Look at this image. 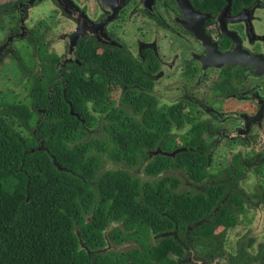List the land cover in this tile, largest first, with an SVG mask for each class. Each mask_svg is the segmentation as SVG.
Here are the masks:
<instances>
[{
  "label": "trees",
  "instance_id": "obj_1",
  "mask_svg": "<svg viewBox=\"0 0 264 264\" xmlns=\"http://www.w3.org/2000/svg\"><path fill=\"white\" fill-rule=\"evenodd\" d=\"M9 6L0 3V15ZM48 32L43 21L27 37L40 60L37 73L12 51L27 78L26 99L0 91V264H152L150 250H106L104 231L121 223L124 242L135 231L161 234L175 222L183 231L191 224L199 244L207 228L229 226L233 207L244 208L236 193L240 176L232 162L219 175L208 170L216 145L205 138L215 127L197 114L203 101L185 95L160 106L146 73L151 56L139 63L86 37L78 60L62 65L49 50ZM222 74L213 93L228 97L235 92L232 74ZM109 84L123 89L111 108ZM187 125L179 144L174 129ZM104 157L155 178L104 170Z\"/></svg>",
  "mask_w": 264,
  "mask_h": 264
},
{
  "label": "flooded vegetation",
  "instance_id": "obj_2",
  "mask_svg": "<svg viewBox=\"0 0 264 264\" xmlns=\"http://www.w3.org/2000/svg\"><path fill=\"white\" fill-rule=\"evenodd\" d=\"M45 1L8 0L1 2L4 4L10 3V6L4 8L0 16H18L19 21L17 29L11 31L10 35L4 39L3 44L0 45V53H2L0 61L5 55H9V53L11 55L12 51H16L14 47L15 38L27 40L29 33L33 30L32 28H27L25 24L29 15L28 11ZM50 1L57 10V15L69 20L75 26L72 33L61 36V40L65 43L64 54L60 56L61 63L66 65L73 62H62V58L69 51L68 38L81 27V23L72 13L63 8L58 0ZM69 1L94 24H100L102 21L112 17L116 11L115 17L104 25V31L113 44L102 43L97 35L90 34H84L79 40L86 37V39H91L108 47L121 48L139 63H146L147 58L151 56L152 59L150 60L153 61L154 65L153 67H146V73L149 74V77L154 82L153 95L159 99L160 106L172 105L185 95L195 97L191 93L193 85L206 82L208 79L207 73L213 71L217 72L219 76L215 83L222 80V72H230L232 74V85L235 88V92L228 97L216 96L214 93L213 95L220 102H233L236 100L240 103V106L234 111L225 112L222 109H216L212 105L210 107L203 100L204 105L197 106L199 109L197 113L204 111L208 117V119L204 120H209L210 125L215 127L211 136L209 134L206 135L205 139L208 142H213L216 145L221 141L222 136L232 137L235 141H239L240 147L237 152L230 157L226 162L227 164L222 165L223 167L216 174L219 175L232 162L236 168V180L240 176L236 193L239 199H243L242 204H239V206L244 208L239 210L233 207L234 216L230 225L215 226L213 229L207 228V232L199 237L202 241L199 244H194V239L197 236L195 237L190 223L191 227L188 226L185 231L179 229V225L176 222L173 230L165 231L161 234L154 232L141 234L139 231H135L131 233L132 235L126 241L121 243V245L132 243V247L126 251H118L113 245L107 235L108 227L104 231V237L107 242L105 249L120 253L132 250H150L153 252L154 249H160L161 252L157 253L158 256L154 255L156 259L153 257L152 264H264V243H257L264 241V239L257 241L253 238V236L258 234V226L263 227L264 223H252L250 229L244 232L243 236H247L246 239L248 240L245 245H243L245 239L243 236L238 238L241 240L238 245L234 244L231 239L227 240V234L231 230L233 221L239 220V225L244 226L242 224L252 220L251 217L255 216V212L262 213L264 210V0H188L196 12L207 17H205L203 25L205 34L213 44H217L218 50L222 54L234 51L260 56L262 63L259 67L227 64L218 67L214 65L205 66L201 63L198 58L207 57L210 53L196 37L193 30L194 22L185 16L178 0ZM128 27L135 29L132 42L137 46V56L124 40L123 30ZM11 36L14 40L4 48V44ZM46 41H49L48 36ZM237 47H239L238 50L240 51L235 50ZM103 50L104 47L100 46L99 52H103ZM151 70L154 71L152 72ZM177 74L183 80V83H180L178 87L180 95L176 102L169 104L160 98L156 87L157 84L166 78ZM191 75H194L193 79H190ZM215 83L212 85V92L214 91L213 86ZM108 87L116 88V86L112 87V84H109ZM118 90L120 94L116 106L119 105L120 96L123 92L122 88ZM145 92L152 93L148 90H145ZM227 112L229 113L226 114ZM230 118H234L233 132H228V126L226 127L225 125L230 123ZM178 139V142L182 144L180 136ZM254 146L258 147L257 152L246 156L245 148L252 151ZM214 152L215 150L212 153L208 170L211 167ZM250 174H254L256 177V185L255 187L253 186L252 191L242 186L243 182L247 183ZM192 188L194 187L191 185V190L188 191H193ZM218 210L219 207H216L214 212H218ZM113 224L120 225L125 231L121 223L113 222L110 226ZM135 235H140L139 241L135 238ZM145 238H148L149 241L145 242ZM169 238V246L165 245L162 248L160 244L164 239L167 240ZM226 243L227 249L225 248ZM176 248L178 249L176 250ZM161 253L164 257H162Z\"/></svg>",
  "mask_w": 264,
  "mask_h": 264
},
{
  "label": "rangeland",
  "instance_id": "obj_3",
  "mask_svg": "<svg viewBox=\"0 0 264 264\" xmlns=\"http://www.w3.org/2000/svg\"><path fill=\"white\" fill-rule=\"evenodd\" d=\"M5 1H8V0H0V3L5 2ZM28 12H29L28 13L29 15L25 21L26 27L29 29L30 28L36 29L40 25L41 22L45 21L49 27L48 39L52 41L50 51L58 54L59 56H63L64 51H65L64 50L65 43L63 42V40H61V36L72 33L75 27L74 24L70 22L69 20L58 16L57 10L55 9V7L53 6V3L50 0L41 2L39 5H37L36 7H33ZM18 21H19L18 16H14V17H9L5 15L0 16V45L3 44L4 39L8 35H10L11 31L17 29ZM134 32H135V29L129 28V27L123 30L124 40L126 41L128 46L132 49L133 53L137 56L138 55L137 46L136 44H133L132 42L133 41L132 37L134 35ZM14 47L20 52L26 65L34 73H37L40 70V60L33 53V49L29 45L27 40L15 38ZM11 55H12V52H11ZM11 55L10 53L9 55L8 54L5 55L3 59L0 61V91H7V90L13 91L16 94H19L21 99L25 100L27 96V92L25 89L27 78H25V76L22 75V73L20 72L17 66V62L15 61L13 57H11ZM207 75H208L207 81L201 82L200 84H194L193 89L191 90L192 91L191 93L196 98L203 100L205 103L210 105V107L212 105L218 110L222 109L223 112L230 111V110L234 111L235 109H237V107L240 106V103H238V101L233 99L234 100L233 102L232 101L220 102V100L216 98V96L213 95L212 85L219 79L218 73L213 71V72L207 73ZM182 81L183 80L180 77V75L177 74V75H172L170 78H166L161 83L157 84L156 88L160 95V98L164 102L169 103V104L172 102H176L180 95L178 87L180 83L181 84L183 83ZM119 94L120 93H119L118 88L111 89V93L109 95V100H108V105L110 108L115 107L117 105L118 100H119ZM197 110L199 109L197 108ZM228 113L229 112H227L226 114ZM197 114H200V117L202 119H208L207 114L204 113V111L202 113H197ZM233 119L234 118H230L229 120L230 123L225 122L226 127L228 126V129H229L228 132H233L232 130L233 129L232 127L234 126ZM9 122L12 123V120H10ZM15 128L18 129V131H20L24 136H28V132L25 131L23 128H20L16 125H15ZM188 128L189 127L187 128L185 127L184 129L180 131L174 129V133L177 135V137H179L182 134H184L188 130ZM233 140L234 139L232 137L229 138V137L222 136L221 141H219V143L216 144L217 147L215 149L212 164L209 169L211 174L216 175L221 170V167L227 164L226 162L230 159V157L233 154L237 152V149H239L240 147L239 141L238 140L233 141ZM178 143L180 144V142ZM245 150H246L245 155L250 156L257 152L258 147L254 146L252 151H250L248 148H245ZM103 165H104L103 167L104 170H124L127 172L129 171L130 173L134 174V176L136 175L143 182L152 181L155 178V176H151L147 174L144 168L139 169V170L130 169L123 165H117L113 163L112 161L108 160L106 157H104L103 159ZM255 185H256V177L254 174L249 175L247 183L246 182L242 183V186L248 189L249 191H252V188L253 186L255 187ZM254 214L255 216L251 217L252 220H248L246 224H242L244 226L239 225V222H240L239 220L233 221L231 225V230L227 234V240L231 239V241L234 244L238 245L239 243H241V240L238 238L242 237L244 235V232L250 229V226L252 223L254 224L264 223V210L262 213L255 212ZM121 231H123V229L121 228L120 225L113 224L109 226L107 230V235L109 236L111 242L117 248L118 251H126L130 247H132V243L129 242L127 244L121 245L122 242L118 241L121 239V236H122L121 234H123V232ZM263 231H264V226L263 227L258 226V230H257L258 234L256 236H253V238H255V240L257 241H259L260 239H264ZM260 233H263V234H260ZM136 234H139V233H136ZM111 235H115V236L111 238ZM139 236L140 235H135V238L138 239V241H139ZM246 238L247 236L245 237L243 241V245H245V242L248 241ZM144 241L147 242L149 240L148 238H145ZM257 243L258 244L264 243V241H259ZM225 248L226 249L228 248L227 243H226ZM177 249L178 248H176V250ZM160 252H161L160 249L158 250L154 249L152 253H154L155 255L156 253H160ZM153 257L155 258V256ZM162 257H164L163 254H162Z\"/></svg>",
  "mask_w": 264,
  "mask_h": 264
},
{
  "label": "water",
  "instance_id": "obj_4",
  "mask_svg": "<svg viewBox=\"0 0 264 264\" xmlns=\"http://www.w3.org/2000/svg\"><path fill=\"white\" fill-rule=\"evenodd\" d=\"M63 8H66L70 13L74 15L76 19H78L81 23V27L78 28L69 38V51L66 56L62 58V62L67 61H73L76 62L78 60L77 58V42L81 36L84 34H90V35H97L98 39L105 44H113L107 34L104 31V25L111 21L115 17V12L113 13L112 17H109L108 19L102 21L100 24H94L91 22L84 13H82L71 1L69 0H58ZM180 3L185 16L192 20L194 22L193 30L195 31L196 37L199 39L201 43H203L204 48L210 53L209 56L204 58H198V60L203 63L205 66L207 65H214V66H222L224 64L227 65H252L259 67V65L262 63L260 56H252L249 54H245V52L242 54L241 52H230L227 54H222L218 50L217 44H213L209 37L205 34L203 25L205 21V15L200 14L194 10L192 5L188 0H178ZM207 18V17H206ZM13 41V37H9L7 42L4 44V48H6L11 42ZM117 45V44H116ZM239 47H237L235 50H238ZM240 51V50H238ZM2 53H0L1 55ZM261 74V72L259 71ZM72 115H75L76 117H80L77 113L74 111H71ZM181 149H179L180 151ZM178 150L175 152H172L170 155L175 156L176 152H179ZM157 153H161L160 150L157 151ZM169 155V154H167Z\"/></svg>",
  "mask_w": 264,
  "mask_h": 264
}]
</instances>
